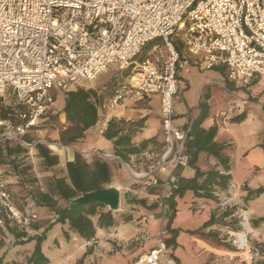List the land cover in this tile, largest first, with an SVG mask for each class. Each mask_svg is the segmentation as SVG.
Returning a JSON list of instances; mask_svg holds the SVG:
<instances>
[{
  "label": "built area",
  "instance_id": "2783aa9c",
  "mask_svg": "<svg viewBox=\"0 0 264 264\" xmlns=\"http://www.w3.org/2000/svg\"><path fill=\"white\" fill-rule=\"evenodd\" d=\"M148 45L151 56L137 61ZM192 64L199 71L223 65L236 86L264 77V0H0V101L15 109L0 119V143L31 148L36 142L23 138L52 110L55 91L67 93L111 69H128L100 107L107 111L128 95L133 101L159 96L163 145L146 171L132 179L141 194L159 187L170 197L178 188L176 171L190 162L193 121L174 123L173 100L180 72ZM98 123L103 135L106 116ZM94 154L123 165L116 155ZM213 195L221 212L234 211L231 191ZM153 201L163 208V201ZM233 216L238 223L222 240L253 264L261 250L250 242L249 214L239 209ZM36 219L13 205L0 173V242L6 226L26 232ZM164 219L162 214L155 246L131 264L168 261Z\"/></svg>",
  "mask_w": 264,
  "mask_h": 264
},
{
  "label": "crops",
  "instance_id": "0c3cea01",
  "mask_svg": "<svg viewBox=\"0 0 264 264\" xmlns=\"http://www.w3.org/2000/svg\"><path fill=\"white\" fill-rule=\"evenodd\" d=\"M191 69L197 72L206 71H199L192 64L187 73L180 72L178 94H183L185 90L191 89L189 80ZM209 71L212 72L213 78L205 77L197 86L199 101L196 108H190V104L179 110L178 103L175 101L178 94L174 97L173 105L177 106L175 108L174 105V123L177 126H184L191 121L194 122L201 112L200 105H205L206 115L199 128L203 130L211 127L217 128L213 142L224 146L223 156L226 158V164L223 166L214 156L201 152L192 165L189 164L176 171V183L180 180H191L196 176L197 171L207 173L213 170L222 176H228L235 205L240 207L242 205L249 214L250 242L261 250V255L253 264H264V191L256 197L246 199L249 192L264 188V129L259 128L255 123V118H259L261 113L254 116L250 113V109L264 112V77L255 76L249 82L236 86L228 80L223 65ZM207 87L228 94L230 99L226 102L222 117L209 110L212 107L211 95L204 94ZM234 112L237 113L235 117L244 114L245 120L239 124L233 123L232 120L235 117L231 118V116ZM100 114L102 117L106 116L107 121L111 118L125 122L142 121L143 128L132 136V142L136 146L147 140H157L158 145L148 146L142 152L131 155L128 164H126L131 168L132 173L143 174L150 160L160 154V148L163 145L159 96L154 95L142 101H133L128 95L115 107L104 112L101 110ZM208 116H210V121L206 123ZM244 125L245 127H243ZM99 127L97 121L94 135L80 143L64 145V147L60 145L62 148L56 152L59 156V164L50 169H57L58 172L64 171L65 163L73 161L75 153L82 155L87 162L100 159L98 155L94 154L96 151L112 158L115 155L113 141L104 139L102 134H99ZM57 136L58 133L53 138H57ZM108 162L113 173L115 172L111 183L120 191V210L113 213L129 212L133 208L135 220L127 223L119 222L109 228H98L94 238L88 241L83 239L77 247V251L84 256L81 264H85V262L89 264H131L155 246L160 234L162 214L165 217L163 223L165 231L162 239L168 256V261L163 264H246L244 254L236 251L222 240L225 231L233 227L231 218L234 217L235 211L227 209L225 212H221L217 208L215 199L198 196L191 191H186L180 196L169 197L167 191L161 192L159 187H151L147 192L141 194L139 193L140 185L131 177L129 180L120 173L119 166L122 164L118 160L111 159ZM50 169L43 171L45 174L39 173L41 174L39 187L35 188L43 192L46 191L44 188L46 179L57 175L54 170ZM30 176L33 178L34 175ZM158 177L160 180H164L163 174ZM203 178L204 176H200L197 181L201 182ZM156 199L163 201V208L159 205H152L153 200ZM26 201H28L27 206L35 208V204L28 198ZM57 203V209L67 205L62 201ZM43 209L48 211L46 207H42L40 210ZM43 215L38 219L39 231L47 225L48 220L54 221L51 214ZM56 225L60 224H54L51 230ZM49 233L46 234L47 238ZM136 238L139 240L136 241ZM28 245V248L32 247V244Z\"/></svg>",
  "mask_w": 264,
  "mask_h": 264
},
{
  "label": "trees",
  "instance_id": "16d2710c",
  "mask_svg": "<svg viewBox=\"0 0 264 264\" xmlns=\"http://www.w3.org/2000/svg\"><path fill=\"white\" fill-rule=\"evenodd\" d=\"M119 79H122V77ZM118 81L117 78L96 88L78 87L75 90L64 93L62 106L58 112L59 117H64V125L57 138L52 139L51 143L64 146L80 143V141L93 136L97 121L101 115L100 106L106 97L110 96V89ZM103 86H105V90L101 89ZM56 99L57 94L55 93L54 103ZM202 107L203 104L200 105V108ZM14 110V107L6 106L0 101V119L7 118ZM205 115L206 110L203 108L192 123V138L187 146V152L190 156L189 164L192 165L198 155L204 152L217 158L221 165L224 166L226 164V158L223 156L224 146L213 142L217 128L211 127L207 130L199 128ZM244 118L245 115L240 114L232 122L239 124V122L245 120ZM108 122V127L102 136L106 140L113 141L114 154L124 164H128L131 155L142 152L148 146L158 145L156 139L144 141L139 146L132 142V136L143 128L142 121L125 122L111 118ZM23 139L27 144L34 143L27 135ZM33 148L43 171H48V169L59 164V156L56 154L59 149L56 147L50 148L36 142ZM74 155L73 161L65 163L64 171H60L53 178L46 179L44 185L46 191L43 192L35 188V186L31 187L32 185L30 184H33L34 181L28 180L31 174V166L25 163V160L29 157L28 149L19 143H0V173H2V178L6 182V189L11 195L13 205L23 213L35 215L37 222L39 216H44L43 214L48 216L51 214L54 219V221L48 220L47 225L41 231H39L40 225L37 222L34 223L31 230L33 234L30 236L27 235V232H17L15 228L6 226L11 235L17 239L15 243L17 249L12 251L6 249L2 253L0 252V264H48L47 257L42 252L41 246L47 239L46 234L50 232L56 223L63 226L62 235H64L65 239H69L71 237L70 234L75 233L80 238L88 241L95 237V231L98 228H109L119 222L127 223L135 220L132 211L112 214L99 202L81 203L73 205L69 209L66 207L67 205L56 208L58 201L68 204L67 201L69 199L77 197L81 193L104 188L113 180L114 173L108 161L97 158L87 162L82 155L77 153ZM200 176H204V178L201 182H198L197 178ZM11 180L14 182H10ZM20 183L24 185L21 186ZM176 184H178V188L172 195L180 196L186 191H191L195 195L204 196L208 199H215L213 192H224L229 188L228 176H222L213 170L207 173L197 171L196 176L191 180H180ZM263 191L264 188L251 191L246 196V199L249 200L256 197ZM26 198L35 204L34 207L36 209L27 206L28 201H26ZM42 207H46L48 211L40 210ZM28 244H32V247L27 248L26 245Z\"/></svg>",
  "mask_w": 264,
  "mask_h": 264
},
{
  "label": "rangeland",
  "instance_id": "374dc122",
  "mask_svg": "<svg viewBox=\"0 0 264 264\" xmlns=\"http://www.w3.org/2000/svg\"><path fill=\"white\" fill-rule=\"evenodd\" d=\"M173 38L175 41H177L178 36L174 35ZM155 43H157V41H155ZM151 46L152 45H148L147 47H145L142 50L141 54L137 57L138 58L137 61H141V59H145V58L151 56V55H149V51H150ZM127 72H128V69H125L124 71H121V72H115L111 69L110 71L99 76V78L94 80V82L84 83V84H82L81 87H83V88H94L95 87L96 88V87L103 85L104 82L109 83L110 80H114L117 78L120 81L121 79H119V78H121V77L124 78L126 76ZM190 73L191 74L189 76V80H190V84H191V86H190L191 89L185 90L183 94L180 93L175 97V101L178 103L177 105L179 107V110L181 108H184V107L186 108V106H188L190 104H191L190 108H192V109L196 108V106H198L197 103L199 101V97H197V95H198L197 86L205 77L213 78L212 72H210L209 70H206L205 72H197L196 70L191 69ZM101 83H103V84H101ZM55 92L57 94V99L53 105V109L51 111H49L40 120L38 127L33 129L32 132L28 133L27 136L29 137L30 140H33V142L42 143L45 146L50 147V148L56 147L57 149H59V150H57V152H59L60 148H62L61 146H63V145H61V146L55 145L51 142L53 141L52 139H54L53 137L55 136V134L56 133L59 134V132L62 130V126L64 125L63 124L64 120H62L63 118L58 116L59 109L62 106V96L64 93L63 92L61 93L58 91H55ZM206 93H209L211 95L212 107L209 108V110L212 111V113H214V114L218 113L222 117L223 110L227 104L226 102L230 99L228 94H226L223 91L222 92L218 91L212 87H207L204 94H206ZM202 101H203V98H202ZM136 106H138V104H136ZM204 107H205V105H203V107L201 109H203ZM175 108H177L176 105H175ZM104 111L105 110L102 109V112H104ZM250 113H252L253 116L261 113L259 118H255V123L258 125L259 128L264 129V112H258L255 109H250ZM235 116H237L236 112H234L232 114L231 118H234ZM101 118H102V116L99 117V119H101ZM209 119H210V116L207 117L206 123L208 121H210ZM250 126H252V125H250ZM243 127H245V125ZM235 129H239V128H235ZM28 156L29 157L25 160V163H27V165L31 166L30 173L32 175H34L33 178L30 176L28 178V180L34 181V183L30 184V185H32V186L35 185V187H39V179L41 177L40 176L41 174H39V173L45 174V172H43V170L41 171V167L39 165V160H38L37 156H35V150H34L33 146L28 149ZM50 170H54V172L56 174L59 173L57 171V169H50ZM119 170H121L120 173H122V175H124L125 178H127L129 180L132 179L133 174H132V170L129 166H127L126 164L123 163L122 166H119ZM37 173H38V175H37ZM113 176H115V172H114ZM130 177H131V179H130ZM20 184H21V186L24 185L22 183H20ZM111 185H112V183H111ZM231 189L232 188L230 186L226 191H224L225 194H227L229 191H231ZM187 194H189V193H187ZM153 204L157 205L155 202H152V205ZM239 208L240 209L242 208L243 210H245V208L242 205H241V207L238 205L233 207L235 212H238ZM132 211H134L133 208H132ZM36 222H34V223H36ZM231 222H232V226L235 227L236 224L238 223V216L231 218ZM33 225L34 224H32V226ZM32 226L26 231L28 236L33 234L31 231ZM62 228H63L62 226L56 225L53 228V230H51L50 233L48 234V238L46 239V241H44L42 243V246H41L42 252H44L45 256L47 257L48 264H81L83 259H84V256H82V254L77 251V247L79 244L82 243L83 238H80V236H78L74 233V234H71L74 236H71L70 239H68V238L65 239L64 235H62ZM1 237H2L1 242H0V252L1 253L6 249L8 251L9 250L12 251L13 249H17V247L15 246L17 239H15L11 235V233L9 232V229L7 230L5 228L2 231ZM28 246L29 245H26L27 248H28ZM85 264H89V263L85 262Z\"/></svg>",
  "mask_w": 264,
  "mask_h": 264
},
{
  "label": "water",
  "instance_id": "95a60500",
  "mask_svg": "<svg viewBox=\"0 0 264 264\" xmlns=\"http://www.w3.org/2000/svg\"><path fill=\"white\" fill-rule=\"evenodd\" d=\"M120 191L114 185H107V187L97 189L96 191L81 193L77 197L71 198L67 201V208L77 204L101 203L108 207L110 212L120 210L119 202Z\"/></svg>",
  "mask_w": 264,
  "mask_h": 264
},
{
  "label": "bare ground",
  "instance_id": "6f19581e",
  "mask_svg": "<svg viewBox=\"0 0 264 264\" xmlns=\"http://www.w3.org/2000/svg\"><path fill=\"white\" fill-rule=\"evenodd\" d=\"M133 174V173H132Z\"/></svg>",
  "mask_w": 264,
  "mask_h": 264
}]
</instances>
